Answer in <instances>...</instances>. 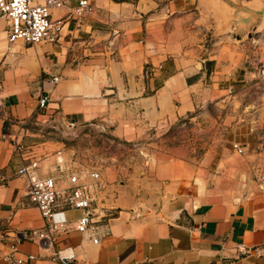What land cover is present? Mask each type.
I'll list each match as a JSON object with an SVG mask.
<instances>
[{
	"label": "crops",
	"instance_id": "obj_1",
	"mask_svg": "<svg viewBox=\"0 0 264 264\" xmlns=\"http://www.w3.org/2000/svg\"><path fill=\"white\" fill-rule=\"evenodd\" d=\"M78 1L53 10L63 21L54 44L10 43L0 14V264H62L60 252L74 254L69 264H264V162L257 170L234 155L152 157L116 175L98 244L75 229L80 210L54 216L66 231L53 239H32L49 222L17 172L32 163L42 177L53 171L55 131L107 121L130 137L131 122L172 124L246 88L257 76L248 53L264 63V0H89L93 13L69 17Z\"/></svg>",
	"mask_w": 264,
	"mask_h": 264
},
{
	"label": "rangeland",
	"instance_id": "obj_2",
	"mask_svg": "<svg viewBox=\"0 0 264 264\" xmlns=\"http://www.w3.org/2000/svg\"><path fill=\"white\" fill-rule=\"evenodd\" d=\"M230 43L238 45L239 41L231 39ZM227 46L230 48L229 43ZM229 48L224 51L229 52ZM247 56L243 63L253 66L255 69L250 72L257 76L245 82L247 87L230 99L200 103L193 112L172 124L150 126L131 122L136 130L130 137L113 134L115 127L107 121L79 131L65 128L62 132L55 131L52 138L62 144L61 157L70 165L90 166L104 172L112 194H116L112 190L117 184L113 182L116 175L128 171L137 174L152 157L199 164L211 155H234L239 161L250 160L259 170L264 162V63L259 56L255 64H250L256 56L253 53ZM235 143L245 145V155L234 153ZM116 205L115 196L106 213Z\"/></svg>",
	"mask_w": 264,
	"mask_h": 264
},
{
	"label": "built area",
	"instance_id": "obj_3",
	"mask_svg": "<svg viewBox=\"0 0 264 264\" xmlns=\"http://www.w3.org/2000/svg\"><path fill=\"white\" fill-rule=\"evenodd\" d=\"M73 1L46 0L44 5H36L35 0H0V14L9 23L10 43L26 46L56 43L61 35L63 21L54 22L52 12L67 7ZM93 12L94 6L89 0H79L78 5L70 10L69 17L74 15L84 18ZM58 80L55 78L54 82ZM47 106L48 96L41 95L39 110ZM233 149L240 155L244 154L243 146L239 143H235ZM37 169V163H32L22 166L17 172L26 181L30 203L49 222L47 231L33 233L32 239H53L56 233L66 231L65 224L53 221L54 216L66 210H80L84 214L76 222L75 229L98 244L99 227L96 219L105 215L115 200V194H112L102 172L90 166L70 165L63 158L57 160L53 171L46 177L38 175ZM57 259L62 264H69L75 256L72 253L62 255L60 252Z\"/></svg>",
	"mask_w": 264,
	"mask_h": 264
},
{
	"label": "water",
	"instance_id": "obj_4",
	"mask_svg": "<svg viewBox=\"0 0 264 264\" xmlns=\"http://www.w3.org/2000/svg\"><path fill=\"white\" fill-rule=\"evenodd\" d=\"M241 38V37H240ZM101 218L98 219V221L100 220ZM97 220V219H96Z\"/></svg>",
	"mask_w": 264,
	"mask_h": 264
}]
</instances>
